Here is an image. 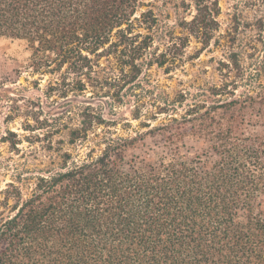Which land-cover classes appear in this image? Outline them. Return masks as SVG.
<instances>
[{
    "label": "trees",
    "instance_id": "obj_1",
    "mask_svg": "<svg viewBox=\"0 0 264 264\" xmlns=\"http://www.w3.org/2000/svg\"><path fill=\"white\" fill-rule=\"evenodd\" d=\"M193 7L179 36L147 0H0V39L24 46L49 90L101 80L122 102L143 65L169 73L190 35L209 45L218 2ZM213 95L230 97L159 107L128 136L88 106L60 114L43 167L0 191V264H264V55ZM2 141L17 150L21 139ZM65 145L88 151L74 159Z\"/></svg>",
    "mask_w": 264,
    "mask_h": 264
},
{
    "label": "rangeland",
    "instance_id": "obj_2",
    "mask_svg": "<svg viewBox=\"0 0 264 264\" xmlns=\"http://www.w3.org/2000/svg\"><path fill=\"white\" fill-rule=\"evenodd\" d=\"M193 1L147 0L161 21L179 36L188 34L180 24L194 14ZM216 1L220 8L218 28L209 45L203 47L200 39L190 35L183 59L177 60L169 73L156 65H143L140 77L128 88L122 102L116 100L113 88L99 83L101 80L89 83L82 93L49 90L48 82L53 77L34 81L38 76L27 71L28 53L24 46L17 41L0 39V191L16 175L32 176L35 166L43 167L36 157L47 161L44 156L48 152L44 149L51 138L46 133L58 124L55 119L60 114L69 111L73 115L88 106L103 120L114 121L115 125L109 124L118 136H128L140 130V122L150 118L147 115L159 107L175 106L181 113L186 104H211L229 98L215 97L213 93L239 82L264 55V0ZM162 48L160 39L156 38L150 52ZM134 112H139L140 120L133 119ZM125 122L129 126H124ZM14 135L21 139L17 150L2 141V138L12 140ZM52 139L65 141L66 131ZM185 142L191 155L202 152L201 143L190 139ZM64 147L72 152L74 159L84 158L88 151L85 147ZM101 147L96 145V153Z\"/></svg>",
    "mask_w": 264,
    "mask_h": 264
}]
</instances>
